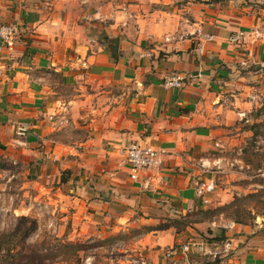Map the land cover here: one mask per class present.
<instances>
[{
  "label": "crops",
  "instance_id": "1",
  "mask_svg": "<svg viewBox=\"0 0 264 264\" xmlns=\"http://www.w3.org/2000/svg\"><path fill=\"white\" fill-rule=\"evenodd\" d=\"M208 1L0 0V26L19 27L15 49H0V155L23 164L74 226L157 225L215 201L195 183L215 179L253 136L264 30L255 11ZM198 30L212 38L202 51L198 34L181 39ZM190 75L181 88L164 86ZM131 144L163 152L161 169L130 179ZM173 229L157 231L154 246L167 238L172 247ZM245 232L253 236L232 239L226 264H264V232ZM151 257L182 263L163 249Z\"/></svg>",
  "mask_w": 264,
  "mask_h": 264
},
{
  "label": "rangeland",
  "instance_id": "2",
  "mask_svg": "<svg viewBox=\"0 0 264 264\" xmlns=\"http://www.w3.org/2000/svg\"><path fill=\"white\" fill-rule=\"evenodd\" d=\"M208 3L249 8L262 18L259 29L264 30V0H209ZM263 96L260 102H264ZM253 114L252 127L257 126L253 136L244 139L240 151L237 148L231 151L224 166L217 170V189L211 193L216 198L209 209L187 213L185 219L183 214H176V218H166V222L157 225L110 227L96 233L83 231L70 218H64L68 213L51 203L48 195L28 176L23 164L0 155V237L17 234L16 249L8 256L0 254V264H154L151 256H156L160 249L167 255L172 248L179 249L190 241L222 244L241 236L252 237L253 233L245 232L246 228L264 232V107ZM33 220L37 228L25 238L22 233ZM232 223L236 227L227 229ZM175 224L179 225L173 229L177 232L173 246L167 238L154 246L156 232ZM233 256L234 253L223 261L229 263ZM190 260L218 264L202 255H192Z\"/></svg>",
  "mask_w": 264,
  "mask_h": 264
},
{
  "label": "built area",
  "instance_id": "3",
  "mask_svg": "<svg viewBox=\"0 0 264 264\" xmlns=\"http://www.w3.org/2000/svg\"><path fill=\"white\" fill-rule=\"evenodd\" d=\"M198 34L201 37L200 50L202 51V41H211L212 38L206 36L202 33L201 30H198L196 33H185L181 36V39H185L190 35ZM19 37V27L15 24H4L0 26V49H6L9 52L13 51L16 47L17 40ZM195 76L190 75L188 77L181 76H171L166 78L164 81V86L166 88H181L184 85L185 80H195ZM28 129L25 126H20L17 129V134L21 137H26ZM163 152L157 150L153 146H140L139 144H131L126 148L125 159L123 165L127 168L129 172L130 179L138 180L139 175L143 171H158L163 165L162 159ZM148 186L149 180L145 182ZM217 189V183L215 179L197 181L195 183V192L196 195L200 198L215 192ZM236 227L235 223L227 226V229H233ZM234 251V241L227 240L226 242L213 243L212 245H206L200 241H190L184 243L181 247L172 248L171 251L167 252V257H179L177 260H181V264H198L191 262L190 256L192 255H202L212 258L213 262L218 264H226L227 261H223V258H228L232 255ZM221 255V256H220ZM228 263V262H227ZM145 264V263H144Z\"/></svg>",
  "mask_w": 264,
  "mask_h": 264
},
{
  "label": "trees",
  "instance_id": "4",
  "mask_svg": "<svg viewBox=\"0 0 264 264\" xmlns=\"http://www.w3.org/2000/svg\"><path fill=\"white\" fill-rule=\"evenodd\" d=\"M214 1H217V0H214ZM185 216H183L182 217V219L184 218ZM176 218V217H175ZM24 219H26V218H24ZM185 219V218H184ZM175 221V220H174ZM32 224H31V226H30V228H28V229H26L25 230V232H23L22 234H23V236L25 237V238H28V237H30L31 235H32V233L36 230V228H37V223H36V221H32L31 222ZM176 223V222H175ZM180 224V223H179ZM179 224H175V225H170L169 227H168V229H170V228H176L177 227V225H179ZM184 225H187L186 223H184ZM168 229H159V230H168ZM20 233L18 232V235H19ZM17 238V234L16 233H9V234H4V235H2L1 237H0V254H3V255H6V256H8L9 254H11L15 249H16V247H17V243L16 242H14L15 240L14 239H16Z\"/></svg>",
  "mask_w": 264,
  "mask_h": 264
},
{
  "label": "water",
  "instance_id": "5",
  "mask_svg": "<svg viewBox=\"0 0 264 264\" xmlns=\"http://www.w3.org/2000/svg\"><path fill=\"white\" fill-rule=\"evenodd\" d=\"M118 43H119V40L116 38L111 40L110 51L114 58H116Z\"/></svg>",
  "mask_w": 264,
  "mask_h": 264
}]
</instances>
